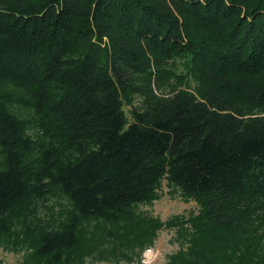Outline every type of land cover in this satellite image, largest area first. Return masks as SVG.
<instances>
[{
    "label": "trees",
    "instance_id": "1",
    "mask_svg": "<svg viewBox=\"0 0 264 264\" xmlns=\"http://www.w3.org/2000/svg\"><path fill=\"white\" fill-rule=\"evenodd\" d=\"M0 154V233L71 202L35 237L57 264L162 178L200 205L165 264H264V0H0Z\"/></svg>",
    "mask_w": 264,
    "mask_h": 264
},
{
    "label": "rangeland",
    "instance_id": "2",
    "mask_svg": "<svg viewBox=\"0 0 264 264\" xmlns=\"http://www.w3.org/2000/svg\"><path fill=\"white\" fill-rule=\"evenodd\" d=\"M173 70L182 74L186 72L178 64ZM188 82L192 84L191 79ZM131 100L138 105L141 97L134 95ZM11 107L20 116L31 119L17 102H13ZM129 108V104L124 102L123 109L130 120ZM27 132L33 137L38 135L35 126ZM129 210L132 220L79 219V245L66 252L58 264H139L148 247L159 249L161 253L155 264H165L170 254L185 246L184 239L191 229L189 219L198 214L200 205L162 178L152 200L134 203ZM74 214L71 202L59 190L40 199H31L14 220L11 230L0 233V262L57 264L49 256L36 254L35 237L44 229H59Z\"/></svg>",
    "mask_w": 264,
    "mask_h": 264
},
{
    "label": "built area",
    "instance_id": "3",
    "mask_svg": "<svg viewBox=\"0 0 264 264\" xmlns=\"http://www.w3.org/2000/svg\"><path fill=\"white\" fill-rule=\"evenodd\" d=\"M159 249L154 247H148L143 253V257L141 259L142 264H155L160 256Z\"/></svg>",
    "mask_w": 264,
    "mask_h": 264
}]
</instances>
